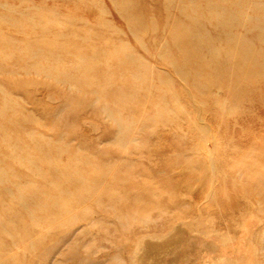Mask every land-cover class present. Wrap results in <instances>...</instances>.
<instances>
[{
    "label": "rangeland",
    "instance_id": "rangeland-1",
    "mask_svg": "<svg viewBox=\"0 0 264 264\" xmlns=\"http://www.w3.org/2000/svg\"><path fill=\"white\" fill-rule=\"evenodd\" d=\"M255 15L0 0V264H264Z\"/></svg>",
    "mask_w": 264,
    "mask_h": 264
},
{
    "label": "bare ground",
    "instance_id": "bare-ground-1",
    "mask_svg": "<svg viewBox=\"0 0 264 264\" xmlns=\"http://www.w3.org/2000/svg\"><path fill=\"white\" fill-rule=\"evenodd\" d=\"M130 3V2H129ZM225 17H226V19L225 20H223V21H221L220 22V24H223L222 26L223 27H227L228 28V30H231V27H232V25H236V24H238L239 25V23H237V17H239L238 15H244V14H242V13H240V12H225ZM251 17V16H250ZM246 19H250V18H246ZM252 19L253 20H250V22H254V26L256 27V28H258V29H260L261 31H262V33L264 34V20L260 17V16H258V15H255V16H253L252 17ZM227 30V31H228ZM231 35L233 36V37H236L235 36V34H230V33H227V36L226 37H231ZM196 37H193V38H190V37H188V36H185V38L183 39V40H181V41H178V43H177V45H184V44H186V42H190L192 45H193V43L192 42H194V44H196V42H198V43H201V41L203 40V37H202V35H200V38H199V40H197V39H195ZM237 38V37H236ZM262 38L264 39V35H262ZM237 41L239 40V39H236ZM191 45V46H192ZM188 46V45H187ZM190 47V46H189ZM193 47V46H192ZM185 48V47H184ZM190 49V48H189ZM228 49V48H227ZM229 52V51H228ZM259 52V51H258ZM249 53V52H248ZM247 53V54H248ZM255 55H257V53L255 52ZM262 56V55H261ZM240 60H242V59H240ZM180 74V73H179ZM223 77V76H222ZM223 79V78H222ZM228 85H229V83H228ZM238 85V84H237ZM235 89H237V87H234Z\"/></svg>",
    "mask_w": 264,
    "mask_h": 264
}]
</instances>
